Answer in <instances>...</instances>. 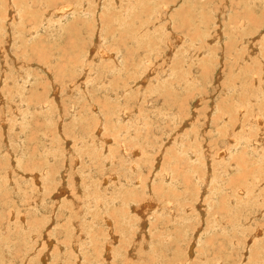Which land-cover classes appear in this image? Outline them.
<instances>
[{
    "label": "rangeland",
    "instance_id": "374dc122",
    "mask_svg": "<svg viewBox=\"0 0 264 264\" xmlns=\"http://www.w3.org/2000/svg\"><path fill=\"white\" fill-rule=\"evenodd\" d=\"M250 1L0 0V264H264Z\"/></svg>",
    "mask_w": 264,
    "mask_h": 264
},
{
    "label": "bare ground",
    "instance_id": "6f19581e",
    "mask_svg": "<svg viewBox=\"0 0 264 264\" xmlns=\"http://www.w3.org/2000/svg\"><path fill=\"white\" fill-rule=\"evenodd\" d=\"M5 1V0H4ZM25 1V0H24ZM256 1L257 0H254V1H250V3H255V5L257 4L256 3ZM46 2V1H45ZM51 2H52V0H51ZM258 2H260V4H259V6H258V8L257 9H255L254 8V10L252 9H248L247 11H249L248 13H249V16H242V17H240V20L237 22V20H234V22H233V24H232V26H231V33H232V35L234 36L233 37V39H232V43H233V45L235 46V45H238L239 46V44H237L238 43V39L240 40V42L241 41H243V42H241V43H245V42H252V41H254V39L255 38H258L257 36H259L260 35V33H259V35H257L255 38H254V36H255V33L256 32H258L261 28H262V30H264L263 28H264V0H259ZM29 3V2H28ZM53 3V2H52ZM85 3V2H84ZM116 3H118V2H116ZM70 5L68 2L67 3H65V5L64 4H62V5H64V6H61V7H59L60 9H58V10H56L55 11V14L56 15H58V14H60L61 12H66L67 10H72V5H70V6H68V5ZM116 5V4H115ZM249 5V4H248ZM9 6L10 7H12L10 4H9ZM10 7H8V8H10ZM14 7V6H13ZM128 7V6H127ZM252 7V6H251ZM251 7H249V8H251ZM255 7V6H254ZM21 8V7H20ZM127 9V8H126ZM149 9V8H148ZM17 10V9H16ZM84 10V9H83ZM82 11V10H81ZM85 11H87V10H85ZM123 11V10H122ZM84 12V11H83ZM124 12V11H123ZM85 13V12H84ZM87 13V12H86ZM133 13V12H132ZM143 13V12H142ZM5 14V13H4ZM8 14V13H7ZM45 14V13H44ZM53 14H54V11H53ZM52 14V15H53ZM66 14V13H65ZM83 14V13H82ZM88 14V13H87ZM50 15V14H49ZM66 15H68V14H66ZM66 15H65V17L64 18H66ZM220 15V14H219ZM46 16H48V15H46ZM45 16V17H46ZM96 16V15H95ZM45 17H44V19L43 20H45ZM62 18V17H61ZM72 18V17H71ZM151 18V17H150ZM239 18V17H238ZM41 19V20H42ZM117 19V18H116ZM219 19V18H218ZM15 20V19H14ZM98 20V19H97ZM0 21H2L1 19H0ZM42 22V21H41ZM59 22V21H58ZM42 24V23H41ZM59 25V24H58ZM33 26V25H32ZM170 26V25H169ZM145 27H146V25H145ZM150 28H151V26H149ZM143 28H144V24H143ZM209 28V27H208ZM212 28V27H211ZM219 29V28H218ZM6 30V29H5ZM170 30V29H169ZM211 30V29H210ZM214 30V29H213ZM34 32V31H33ZM138 32H140V31H138ZM213 32V31H212ZM219 32V31H218ZM263 32V31H262ZM1 34H2V32H1ZM4 34V33H3ZM173 34V33H172ZM218 34H220V33H218ZM178 35V34H177ZM213 36V35H212ZM147 37V36H146ZM215 37V36H214ZM213 37V38H214ZM221 37V36H220ZM182 38V37H181ZM178 39H179V37H178ZM215 39V38H214ZM97 40V39H96ZM220 40V39H219ZM134 41L136 42V43H138L139 42V40L135 37L134 38ZM142 41V40H141ZM209 41V40H208ZM211 41H213V40H211ZM210 41V42H211ZM219 43H221L220 41H218ZM148 43V42H147ZM180 43V42H179ZM194 43V42H193ZM198 43V42H197ZM107 44V43H106ZM249 45H251L250 43H248ZM257 44H259L260 45V56H259V58H260V60L262 61V65L264 66V36L262 37V41L261 42H258V43H256V45ZM131 45H132V43H131ZM148 45V44H147ZM126 46H127V44H126ZM194 46V45H193ZM237 46V47H238ZM252 46V45H251ZM128 47V46H127ZM205 47V46H204ZM250 46H248L247 48H249ZM254 47V46H253ZM59 48V47H58ZM240 48V47H239ZM252 48V47H251ZM255 48H256V46H255ZM205 49V48H204ZM254 49V48H253ZM113 50V49H112ZM208 50V49H207ZM233 50V49H232ZM6 51H8V50H6ZM106 51H108V50H106ZM205 51H206V49H205ZM251 51H252V49H251ZM251 51L249 52L250 54H251ZM256 51V50H255ZM92 52V51H91ZM244 51H242L241 53H243ZM248 52V51H247ZM93 53V52H92ZM205 53V52H204ZM252 53H253V51H252ZM230 54V53H229ZM235 54V53H234ZM244 54V53H243ZM246 54V53H245ZM236 55H237V53H236ZM85 56V55H84ZM106 56H109L108 54L106 55ZM113 56V55H112ZM228 56V55H227ZM235 56V55H234ZM243 56V55H242ZM241 56V57H242ZM93 57V56H92ZM99 57V56H98ZM110 57V56H109ZM237 57H239L240 58V56H238L237 55ZM245 57V56H244ZM247 57V56H246ZM251 57H253V56H251ZM0 58H2V53H1V57ZM90 58V57H89ZM103 58V57H102ZM113 58V57H112ZM203 58V57H202ZM232 58V57H231ZM100 59H101V57H100ZM114 60H115V58H113ZM141 59V58H140ZM242 59V58H241ZM248 61H249V58H246ZM4 60V59H3ZM243 60H245V58L244 59H242V61ZM108 61V60H107ZM117 61H118V59H117ZM117 61H116V64H117ZM143 61H146V60H143ZM185 61V60H184ZM194 61V60H193ZM108 62H110V61H108ZM252 62V61H251ZM259 63H261L260 61H258ZM71 63V62H70ZM258 63V64H259ZM122 64V63H121ZM126 64V63H125ZM249 64V63H248ZM252 64V63H251ZM68 65V64H67ZM114 65V64H113ZM118 65V64H117ZM242 65V64H241ZM41 66V65H40ZM76 66V65H75ZM232 66H235L234 64L232 65ZM259 66H260V64H259ZM88 67V66H87ZM115 67V66H114ZM114 67H113V70H114ZM118 67V66H117ZM121 67V69H122V66H120ZM256 67H258V65L256 66ZM106 68V67H105ZM116 68V67H115ZM232 68V67H231ZM234 68V67H233ZM232 68V69H233ZM247 68H249V67H247ZM251 68V67H250ZM171 69V68H170ZM238 69V68H237ZM262 69V68H261ZM135 71H136V69H134ZM174 70V69H173ZM203 70H204V68H203ZM208 70V69H207ZM206 70V71H207ZM23 71V70H22ZM79 71V70H78ZM85 71H86V69H85ZM119 71V70H118ZM125 71H126V69H125ZM255 71V70H254ZM264 71V70H263ZM75 72V71H74ZM121 72V71H120ZM127 72V71H126ZM146 72V71H145ZM253 72V71H252ZM262 72V71H261ZM23 73V72H22ZM122 73H123V70H122ZM125 73V72H124ZM123 73V74H124ZM233 73V72H232ZM254 73V72H253ZM26 74V73H25ZM48 74V73H47ZM82 74V73H81ZM179 74V73H178ZM22 75V74H21ZM220 75V74H219ZM258 75V74H257ZM3 76V75H2ZM27 76V75H26ZM25 76V77H26ZM175 76H176V72H175ZM240 76V75H239ZM252 76V75H251ZM262 76V75H261ZM81 77V76H80ZM238 77V76H237ZM253 77V76H252ZM251 77V78H252ZM231 78V77H230ZM254 78V77H253ZM264 78V77H263ZM146 79V78H145ZM237 79V78H236ZM239 79H240V77H239ZM261 79H262V77H261ZM151 80V79H150ZM251 80V79H250ZM244 81V80H243ZM52 82V81H51ZM237 82V81H236ZM239 82V81H238ZM241 82V81H240ZM263 82V81H262ZM126 83V82H125ZM136 83V82H135ZM255 83V82H254ZM55 85H57V84H55ZM243 85V84H242ZM247 85V84H246ZM255 86H256V84H255ZM262 86V85H261ZM263 86H264V83H263ZM56 87V86H55ZM83 88V87H82ZM230 88V87H229ZM228 88V89H229ZM232 88V87H231ZM230 88V89H231ZM238 88V87H237ZM236 88V89H237ZM257 88V87H256ZM263 88V87H262ZM238 89H240V88H238ZM69 90V89H68ZM252 90V89H251ZM125 91V90H124ZM241 91V90H240ZM249 91V90H248ZM126 92H127V90H126ZM55 93V92H54ZM249 93V92H248ZM18 94V93H17ZM251 94V93H250ZM257 94H258V92H257ZM53 95V94H52ZM73 95V94H72ZM255 95V94H254ZM260 95V94H259ZM55 96H57V95H55ZM240 96V95H239ZM54 98V97H53ZM56 99H58L57 97H56ZM235 99V98H234ZM257 99V98H256ZM252 100H254V99H252ZM236 101H238V99L236 100ZM260 103V102H259ZM40 105H41V103H40ZM259 105V104H258ZM45 106V105H44ZM43 107V106H42ZM241 107V106H240ZM41 108V107H40ZM213 108V107H212ZM257 108V107H256ZM264 108V107H263ZM238 109H240V108H238ZM228 110V109H227ZM245 110V109H244ZM224 111V110H223ZM72 112V111H71ZM169 112V111H168ZM221 112V111H220ZM239 113V112H238ZM255 113V112H254ZM222 114V113H221ZM226 114V113H225ZM195 115V114H194ZM255 115V114H254ZM177 116V115H176ZM230 116V115H229ZM250 117H251V115H250ZM255 116H253V118H254ZM230 118V117H229ZM251 119V118H250ZM255 119V118H254ZM262 120V119H261ZM251 121V120H250ZM263 121V120H262ZM185 122V121H184ZM255 122V121H254ZM226 123H227V121H226ZM259 123V122H258ZM142 124V123H141ZM261 124H262V122H261ZM255 125V124H254ZM264 125V124H263ZM262 125V126H263ZM246 126V125H245ZM249 127V126H248ZM264 128V127H263ZM183 129V128H182ZM219 129V128H218ZM254 129V128H253ZM261 130V129H260ZM188 132H189V130H188ZM217 132V131H216ZM253 134H255V133H253ZM260 134V133H259ZM226 135V134H225ZM229 135H230V133H229ZM228 136V135H227ZM192 139V138H191ZM260 139V138H259ZM243 143V142H242ZM253 143V142H252ZM251 143V144H252ZM255 143V142H254ZM253 143V144H254ZM124 145V144H123ZM122 145V146H123ZM122 146H121V148H122ZM179 147H180V145H179ZM249 147V146H248ZM257 148V147H256ZM123 149H124V147H123ZM192 150H194L193 148H192ZM251 151V150H250ZM191 153H192V151H191ZM220 153H222V151L220 152ZM205 154V153H204ZM209 154V153H208ZM259 155V154H258ZM261 155V154H260ZM223 156H226V155H223ZM191 157V156H190ZM221 157H222V155H221ZM244 157V156H243ZM262 157H264V154H262ZM193 158V157H192ZM208 159V158H207ZM206 159V160H207ZM243 159V158H242ZM212 160V159H211ZM234 160V159H233ZM208 162V161H207ZM206 162V163H207ZM237 162V161H236ZM205 163V164H206ZM208 164V163H207ZM242 164V163H241ZM210 165V164H209ZM222 166H224V165H222ZM43 170H44V168H42ZM210 169H211V167H210ZM238 169V168H237ZM42 170V171H43ZM64 170V169H63ZM208 171H209V169H207ZM229 171V170H228ZM44 172H46V170L44 171ZM65 172V171H64ZM169 172V171H168ZM209 173V172H208ZM39 175V174H38ZM162 175V174H161ZM197 176H198V174H196ZM164 176L165 177H168L169 178V175H168V173H166V174H164ZM25 177V176H24ZM164 177V178H165ZM34 178V177H33ZM37 179H38V177H37ZM36 179V180H37ZM250 179V178H249ZM264 180V178H259V177H254V180H252L250 183H249V185L248 186H251V185H253L254 183H255V181L256 180ZM35 180V181H36ZM166 180V179H165ZM207 180V179H206ZM37 182H38V180H37ZM36 183V182H35ZM206 183V182H205ZM203 184V183H202ZM206 184H208V183H206ZM182 185V184H181ZM40 188H41V186H40ZM204 189H205V187H204ZM39 190V189H38ZM243 193V192H242ZM63 195V194H62ZM91 197V196H90ZM74 198V197H73ZM162 199V198H161ZM250 199V198H249ZM259 199H260V197H259ZM263 199V198H262ZM262 199H260V200H262ZM171 202V201H170ZM72 203V202H71ZM99 203V202H98ZM232 203V202H231ZM73 204H74V202H73ZM96 204V203H95ZM142 206V205H141ZM92 207V206H91ZM138 207H140V206H138ZM159 208V207H158ZM135 209V208H134ZM160 209V208H159ZM134 211V210H133ZM135 211H136V209H135ZM171 211V210H170ZM137 212V211H136ZM139 212V211H138ZM137 212V213H138ZM143 213V212H142ZM171 214V213H170ZM20 217V216H19ZM105 220V219H104ZM107 220V219H106ZM24 223V222H23ZM33 224V223H32ZM107 224H108V222H107ZM35 225H37V224H35ZM143 228V227H142ZM260 234V233H259ZM88 237V236H87ZM90 237V236H89ZM197 237V236H196ZM69 242V241H68ZM134 246V245H133ZM76 247V246H75ZM193 252V251H192ZM191 252V253H192ZM214 261H216V260H214Z\"/></svg>",
    "mask_w": 264,
    "mask_h": 264
}]
</instances>
